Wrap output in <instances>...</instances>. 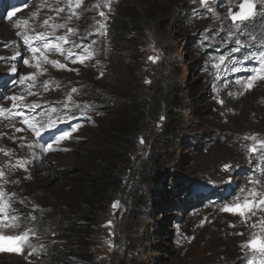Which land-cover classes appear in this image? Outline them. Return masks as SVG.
<instances>
[{
    "label": "rangeland",
    "instance_id": "obj_1",
    "mask_svg": "<svg viewBox=\"0 0 264 264\" xmlns=\"http://www.w3.org/2000/svg\"><path fill=\"white\" fill-rule=\"evenodd\" d=\"M241 2L0 0V27L11 34H0V108L21 113L0 116V192L19 223L0 233H27L31 244L0 251V264L87 263L78 249L91 264L264 261L242 248L264 236V209L246 220L222 211L252 199L248 190L264 195V79L247 88L264 52V0L234 23ZM138 116L118 143L120 122ZM100 173L83 244L74 234Z\"/></svg>",
    "mask_w": 264,
    "mask_h": 264
},
{
    "label": "snow or ice",
    "instance_id": "obj_2",
    "mask_svg": "<svg viewBox=\"0 0 264 264\" xmlns=\"http://www.w3.org/2000/svg\"><path fill=\"white\" fill-rule=\"evenodd\" d=\"M82 0H75L74 5L72 4L71 0H70V4L69 7H76L79 8L81 6ZM201 5H204L206 3V0H200ZM107 6V5H106ZM254 8H255V4L253 3V0H242V2L239 4V12L232 14L230 11V15L231 18L233 20V22L235 23L236 21H244L249 19L252 15H254ZM57 12H62L64 11L63 8H57L56 9ZM72 15H76L75 12L72 13ZM100 16H104L103 12L99 13ZM33 16H35V13H33ZM79 18V17H77ZM24 24H27V21L25 20L23 22ZM48 21L45 20L44 24H47ZM17 27L19 26L18 24L16 25ZM60 27H63V25H60ZM101 28H104L105 25L101 24L100 25ZM74 30L69 28L68 32L72 33ZM17 35H21L20 32H17ZM39 39L43 40L44 37L41 34L39 37ZM61 40H64L65 43H67V40L64 39L63 37L59 38ZM24 42L27 44L29 43L28 37L25 36L24 37ZM43 47L45 49H50L52 47H56L57 51H61V49L58 46H54L51 45L49 43H46L43 45ZM33 53H36L39 51V49L33 47L32 49ZM62 54V52H61ZM69 55L71 56H75V53H69ZM91 57V53L89 52L88 55L86 56H82L79 58V62L83 63V61L85 59H88ZM47 58L45 57V60ZM150 60L155 61V57H149ZM259 60L261 62V66L259 68L253 69V73L254 75H252L251 77H249L248 79V83H247V88H251L253 86V82L256 79H264V52L259 53ZM73 62H76L75 59H73ZM28 61H25V64H27ZM51 63H53L54 65H57L56 61H52ZM59 67H63V65H57ZM25 79V77H21V82H23V80ZM73 92L76 91V89L72 90ZM11 100H13L14 102L17 99H23V97H10ZM18 107V105H16L15 103L13 104V108ZM8 113L9 116L12 115H21V113L16 112L13 113L11 112V110L9 109H4V108H0V116H4L5 113ZM24 124H26L29 128L32 129V131H34L36 133V135H39V129L35 126V124L30 123L29 121H22ZM51 122V121H50ZM44 125H41V127H43ZM78 127V126H77ZM76 129L73 128V131H75ZM17 132L22 131V129L17 128L16 129ZM69 133H64L60 139H65L69 136ZM254 139V138H253ZM60 141L58 140L57 143H59ZM144 141L141 140V143H143ZM261 145H264V141H260ZM48 148H51V145L48 146ZM249 151H255V149H249ZM5 155H8L7 152H5ZM229 166L225 165V168L227 169ZM4 174L3 172H0V177H2ZM4 193L0 192V216L4 217L3 221H0V228H16L19 227V223L16 219V217L11 216L7 213V203L4 201ZM248 196L251 197L252 199H248L247 197L245 198V200L242 203H237L231 206H225L222 211H226V212H230L234 215H239L242 219L246 220L247 216L249 213H252L253 215L255 214L253 212V209L256 208H261L264 209V195H261L255 191L252 190H248ZM260 196V199L257 200L256 197ZM118 205L116 203L113 204V208H116ZM11 220L12 223H8V221ZM253 227H257L256 224H253ZM259 227H260V231L264 232V220L259 221ZM24 246H28L31 247V244L29 243V236L27 233H20L17 235H4L2 233H0V251H10V252H16V253H20L23 251ZM242 248H247L249 251L253 252V253H259L261 257H264V236L258 235L256 233L253 234L252 238L247 241V243L245 245H242ZM32 252H29V255H32ZM248 264H256L255 260L250 259L248 261ZM261 264H264V261H261Z\"/></svg>",
    "mask_w": 264,
    "mask_h": 264
},
{
    "label": "trees",
    "instance_id": "obj_3",
    "mask_svg": "<svg viewBox=\"0 0 264 264\" xmlns=\"http://www.w3.org/2000/svg\"><path fill=\"white\" fill-rule=\"evenodd\" d=\"M124 27H126V24H123ZM99 104L103 105L104 110H110L113 106V104L111 105L109 102H106L104 100L99 101ZM142 112V111H141ZM142 116L144 117V114L142 113ZM139 119V116L136 120L134 119H124L122 122H120L119 126H118V136H117V141L118 143H120L121 137H123V135L127 134L128 131L130 129H133L132 127L136 126V122L140 123V121H137ZM140 120V119H139ZM143 120V119H141ZM169 132L172 136H176V133L174 131V129L172 127H169ZM174 141H177L176 138H174ZM174 144V143H172ZM161 156H156L155 158L152 159V166L153 169L159 170L160 168V164H161ZM95 179H92V181H90L89 186H87L88 190H92V195L89 197L91 199H89L88 197H86V199L84 200L85 205L87 206V211L85 212V216L84 217H80L81 220H83V224H80L79 226H77V231L75 232L74 235H76V239L80 240V243L85 244V238H87V236H89V231H88V225H90L92 223L93 217L95 215V204L100 201L99 200V196L100 193L99 191H97L95 188V184H101L104 182L105 176L103 173H100L99 175L95 176ZM170 187H174L175 182H174V178L172 177L170 179ZM176 194V193H175ZM172 200V199H171ZM170 199H168L166 201L167 204L171 205L172 201ZM77 213V212H75ZM80 251V256L82 257V259L84 261H86L87 263L85 264H91L92 259L90 258V256H87V249H78ZM78 251V252H79Z\"/></svg>",
    "mask_w": 264,
    "mask_h": 264
},
{
    "label": "bare ground",
    "instance_id": "obj_4",
    "mask_svg": "<svg viewBox=\"0 0 264 264\" xmlns=\"http://www.w3.org/2000/svg\"><path fill=\"white\" fill-rule=\"evenodd\" d=\"M9 30H7L5 27H0V34L4 33L3 39H9L10 38V33H8ZM3 36V35H2ZM13 40V38H12ZM18 49V48H17ZM8 53V52H7ZM12 69V68H11Z\"/></svg>",
    "mask_w": 264,
    "mask_h": 264
},
{
    "label": "water",
    "instance_id": "obj_5",
    "mask_svg": "<svg viewBox=\"0 0 264 264\" xmlns=\"http://www.w3.org/2000/svg\"><path fill=\"white\" fill-rule=\"evenodd\" d=\"M238 12H239V6H238ZM238 12H236V13H238ZM234 14H235V13H234ZM230 19L232 20L231 16H230ZM232 21H233V20H232ZM236 22H239V20L236 21ZM262 141H264V138L262 139Z\"/></svg>",
    "mask_w": 264,
    "mask_h": 264
}]
</instances>
